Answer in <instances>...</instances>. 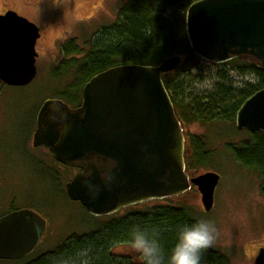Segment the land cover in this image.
I'll return each instance as SVG.
<instances>
[{
    "label": "water",
    "instance_id": "95a60500",
    "mask_svg": "<svg viewBox=\"0 0 264 264\" xmlns=\"http://www.w3.org/2000/svg\"><path fill=\"white\" fill-rule=\"evenodd\" d=\"M189 47L202 60L222 64L234 58L264 69V0H195L184 13ZM39 28L15 11L0 14V81L25 86L36 76ZM181 61L178 54L151 64H118L95 74L71 107L60 99L42 102L32 146H45L57 162L77 168L64 190L90 216L178 196L191 186L204 211L214 204L219 175L189 176L187 143L162 74ZM237 130L264 133V87L235 113ZM46 221L21 208L0 216V260L20 259L39 243ZM253 264H264V247Z\"/></svg>",
    "mask_w": 264,
    "mask_h": 264
},
{
    "label": "rangeland",
    "instance_id": "374dc122",
    "mask_svg": "<svg viewBox=\"0 0 264 264\" xmlns=\"http://www.w3.org/2000/svg\"><path fill=\"white\" fill-rule=\"evenodd\" d=\"M126 2L0 0V9L15 8V12L33 22L40 33L35 44L38 55L34 79L25 86L0 84V216L11 209L28 208L45 219L46 230L33 250L35 256L53 250L68 236L83 232L90 221L78 202L69 199L64 190L74 170H66L55 161L45 146H32L37 112L47 99H60L71 107L80 103L82 87L79 96L68 88L72 79L69 72L61 71L59 76L52 73L55 69L57 72L58 67L62 70L69 60L70 56L64 54L69 42L84 53L89 49L91 38L105 43L108 38L103 35L104 29L114 24L118 10ZM179 56L183 58L184 53ZM177 74L175 84L179 86L180 97L186 99L212 94L219 84L241 89L245 82L256 81L251 73L239 70L238 66L208 61H200ZM249 74L251 78L246 79ZM236 75L241 77L240 86H237ZM206 80L213 81L212 88L204 86ZM171 93L174 95V91ZM205 124L192 120L183 122L182 128L187 145L191 137L204 136L210 129L208 137L213 141V152L205 166L188 173L195 176L212 171L219 175L213 207L207 212L203 210L201 195L195 186L178 196L166 197L171 201L166 204L182 203L190 207L196 220L214 222L217 231L209 247L217 254L216 260L222 264H253L254 249L264 246V178L241 166L225 150L226 142L246 137L247 132L241 130L231 136L229 128L223 124L210 127ZM116 249L122 252L130 248L124 245ZM7 263L0 260V264Z\"/></svg>",
    "mask_w": 264,
    "mask_h": 264
},
{
    "label": "trees",
    "instance_id": "16d2710c",
    "mask_svg": "<svg viewBox=\"0 0 264 264\" xmlns=\"http://www.w3.org/2000/svg\"><path fill=\"white\" fill-rule=\"evenodd\" d=\"M193 1L195 0H127L118 10L114 24L103 31L108 40L100 44L97 38H91L89 49L85 53L73 42H69L64 48L65 56H70L69 60L62 70L58 67L56 72L54 68L56 73H52L53 76L61 75V71L69 72L72 79L68 88L79 96L80 88L89 78L109 67L118 64L155 65L169 56L184 53L176 68L162 74L163 84L181 124L192 120L206 123L209 127L223 124V127L229 128L231 136L240 132L234 124L236 110L248 96L264 87V69L256 67L249 60L234 58L227 61L224 64L238 66L239 70L251 73L255 83L245 82L241 89L230 84H219L212 94L196 99L180 97L179 86L175 84L178 71H187L204 61L189 47L184 31V13ZM73 99L78 100H70ZM209 130L204 136L191 137L186 145L187 172L203 167L208 162L213 152V141L208 137ZM245 132L246 137L226 142L225 150L241 166L264 178V133ZM56 178L58 180V176ZM262 193L264 194V184ZM167 202H171L170 199L148 201L100 217L90 216L78 202L90 219L83 232L68 236L49 252L35 256L32 251L19 260L5 261L9 262L7 264H140L138 255L130 249L116 252L118 246H129L132 227L138 225L156 233L167 264V255L176 242L179 230L184 225L197 221L190 207L182 203L166 204ZM12 210L15 209L10 211ZM216 256L210 247L202 250L201 264H222L216 260Z\"/></svg>",
    "mask_w": 264,
    "mask_h": 264
},
{
    "label": "clouds",
    "instance_id": "9594fccd",
    "mask_svg": "<svg viewBox=\"0 0 264 264\" xmlns=\"http://www.w3.org/2000/svg\"><path fill=\"white\" fill-rule=\"evenodd\" d=\"M245 78L250 79L251 74ZM235 80L237 86H240L241 77L236 75ZM204 86L212 88L213 81L206 80ZM216 231L214 222L209 219H199L184 225L167 255V264H201L202 250L213 244ZM129 248L138 255L140 264H165V252L155 232H149L138 225L133 226Z\"/></svg>",
    "mask_w": 264,
    "mask_h": 264
},
{
    "label": "flooded vegetation",
    "instance_id": "af4514ba",
    "mask_svg": "<svg viewBox=\"0 0 264 264\" xmlns=\"http://www.w3.org/2000/svg\"><path fill=\"white\" fill-rule=\"evenodd\" d=\"M16 11L15 10V8H12V7H10V6H4L2 9H0V14H3V13H5L6 11ZM17 12V11H16ZM80 104V103H79ZM78 104V105H79ZM78 105H76V106H78ZM65 167H67V166H65ZM67 168H69V167H67ZM69 169H72V170H74V173H73V175L75 174V173H77V172H79V169H77V168H69ZM72 175V176H73ZM78 202V201H77ZM45 230H46V228H45ZM45 232V231H44ZM264 247V246H263ZM259 248H261V247H259ZM259 248H255L254 250H255V252L251 255V258H252V261H254V257L256 256V253L258 252V250H259Z\"/></svg>",
    "mask_w": 264,
    "mask_h": 264
}]
</instances>
